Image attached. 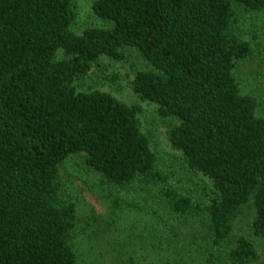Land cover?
I'll use <instances>...</instances> for the list:
<instances>
[{
    "label": "trees",
    "instance_id": "1",
    "mask_svg": "<svg viewBox=\"0 0 264 264\" xmlns=\"http://www.w3.org/2000/svg\"><path fill=\"white\" fill-rule=\"evenodd\" d=\"M91 10L79 25L77 0H0V264H83L60 178L74 155L116 203L133 193L157 211L161 233L200 223L204 245L149 264H264V76L263 100L237 76L254 53L242 16L264 17V0H93ZM103 57L129 69L167 122L178 153L167 170L139 104L77 86L106 78ZM132 261L119 264H144Z\"/></svg>",
    "mask_w": 264,
    "mask_h": 264
},
{
    "label": "rangeland",
    "instance_id": "2",
    "mask_svg": "<svg viewBox=\"0 0 264 264\" xmlns=\"http://www.w3.org/2000/svg\"><path fill=\"white\" fill-rule=\"evenodd\" d=\"M77 1L81 25L92 16L93 0ZM242 27L244 36L253 44L254 53L241 63L237 76L245 91L263 100L260 80L264 76V17L260 14H243ZM103 63L107 66L106 78L99 79L95 74L77 83V86H94L129 104H139L143 110L140 115L143 129L151 136V146L161 170H167L173 157L178 155L167 138V122L158 117L156 105L141 100L134 92L133 75L126 66L108 57H103ZM259 113L264 116V107H260ZM60 178L65 194L77 204L79 224L74 246L83 264H119L131 258L132 262L149 264L161 253L181 247L185 249L191 241H203L205 244L206 237L197 220L183 222L181 234H174L170 226L161 233L158 229V212L148 208L141 198L133 201L136 194L122 195L130 198L127 204L124 201L116 203L117 194L108 189L103 192L98 189L104 188L99 175L85 164L80 155L71 156L64 162ZM207 182L210 184L211 181L207 179ZM166 232L172 237L170 244H164L168 247L167 251L159 245L160 236ZM144 247H148V250Z\"/></svg>",
    "mask_w": 264,
    "mask_h": 264
}]
</instances>
